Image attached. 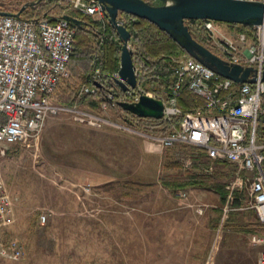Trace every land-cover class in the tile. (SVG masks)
Masks as SVG:
<instances>
[{"label":"rangeland","instance_id":"obj_1","mask_svg":"<svg viewBox=\"0 0 264 264\" xmlns=\"http://www.w3.org/2000/svg\"><path fill=\"white\" fill-rule=\"evenodd\" d=\"M36 1L0 0V10L15 13L13 11H19L23 5ZM217 25L221 34L230 39L235 37V33L224 23ZM69 74L68 70L62 80L68 79ZM101 112L103 119L137 130L128 123L118 121L117 114L105 107ZM116 126L103 124L91 127L76 123L62 114L48 120L35 142L7 147L0 145V181L12 200V222L0 229V264L165 263L170 258L151 257V245L157 246L153 236L157 234L182 236L184 241L172 243L170 251H174L173 246L182 245L183 249H179L178 253L197 255L201 254L202 248L206 256H212L211 261L214 256L217 260L222 254L232 259L237 257V264H252L249 251L254 243L251 239L253 236L260 237L245 227L252 221L247 209L254 210L249 194L252 174L238 165L213 160L204 150H201L203 155L191 158L186 147L184 150H165L156 143L164 158L156 180L152 175L145 176L143 172L134 174L125 168L117 169V166L115 170H109L110 177L100 179L93 172L86 171L90 163H86L85 157L78 155L76 159L71 150L74 144L77 146L80 142L84 148V139H76L79 131L87 135V132L108 128L144 137ZM222 162L230 166L225 170L228 172L224 186L226 200L222 201L219 194L211 191L219 197L216 205L195 196L190 198L189 193L182 189L170 190L162 183L165 176H217L216 168ZM189 181L186 178L183 182ZM155 186L167 191L169 197L182 207L181 210L150 209V201L159 196ZM187 188L207 190L194 186ZM179 191H184L186 198H180L177 195ZM234 198H239V205L231 204ZM198 207L202 208L201 213ZM208 210L215 211L211 214ZM41 215L46 216L43 224L40 223ZM205 215L217 219L214 227L208 230L200 224ZM260 224L264 226V223ZM230 236L237 237L238 243L230 242ZM12 243H17L20 256L14 253ZM158 244L166 249V243ZM262 249L256 254L255 264H258Z\"/></svg>","mask_w":264,"mask_h":264},{"label":"built area","instance_id":"obj_2","mask_svg":"<svg viewBox=\"0 0 264 264\" xmlns=\"http://www.w3.org/2000/svg\"><path fill=\"white\" fill-rule=\"evenodd\" d=\"M71 9L92 17L104 27L107 22L101 4L96 0H60ZM257 1L264 0H239ZM118 14L117 22L125 25L128 20ZM213 21H203L202 28L208 34L207 44L214 54L230 64L256 69L254 84H235L223 79L190 56H183L175 70L172 94L165 99L160 95L136 88L122 92L119 100L136 103L142 95L161 100L163 119L181 115L176 105V95L184 87L204 102L210 114H185L179 129L166 134H145L133 131L125 125L81 109L54 104L52 95L67 75V64L73 50L75 26L63 18L55 21L43 18L37 23L15 17L0 16V145L7 147L37 141L52 117L66 114L76 123L91 127L103 124L117 125L127 131L147 137L162 149L178 145L193 146L208 153L213 160L238 165L251 173L249 194L252 208L259 221L264 223V141L258 138L259 119L264 117V24L252 27L254 41H248L244 33L226 37ZM136 77L138 71L135 68ZM118 72L103 73L94 69L91 87H83L81 93H94L101 80L115 82ZM138 82V78H137ZM237 85V86H234ZM116 94H109L114 99ZM147 135V136H146ZM4 151V150H2ZM180 198H186L179 191ZM12 200L0 181V229L12 222ZM199 213L202 208L198 207ZM46 216L41 215L40 223ZM252 243L262 245L258 264H264V237H252ZM17 256L21 255L17 243H12Z\"/></svg>","mask_w":264,"mask_h":264},{"label":"trees","instance_id":"obj_3","mask_svg":"<svg viewBox=\"0 0 264 264\" xmlns=\"http://www.w3.org/2000/svg\"><path fill=\"white\" fill-rule=\"evenodd\" d=\"M144 1L153 6L162 4L158 0ZM13 12L16 13L18 10ZM124 15L126 18H131L124 27L131 35L128 46L133 54L134 67L138 71L139 87L144 91L168 99L172 94L175 70L179 60L188 55L167 33L161 31L152 23L130 15ZM64 16H70L78 20L80 25L75 26L73 50L67 64L70 73L69 78L62 80L52 95L51 100L54 104L85 108L98 116H103L101 111L105 107L106 110L117 114L118 121L128 123L137 130L149 135L166 134L174 129H179L185 114H195L197 111H201L205 115L210 114L209 111L204 109V102L184 87L176 95V105L182 114L172 116L169 121L141 119L123 111L117 105L122 91L111 80L108 82L101 80L94 93L80 94L83 87L93 85L91 74L94 69H99L103 73L118 72L122 42L117 31L108 23V20L105 27H101L92 17L71 9L68 3L60 0H37L36 4L21 12L20 19L32 20L37 23L43 18L55 21ZM202 23L201 20L185 21L193 39L208 47V34L202 28ZM225 26L235 34L244 33L248 41H254L255 34L252 27L236 24H225ZM109 94H116V96L114 99H109ZM262 105L264 106V97ZM257 134L259 140L264 141V117L259 119ZM184 147L190 150L191 158L203 155L202 149L193 146L178 145L173 149L184 150ZM217 167L215 172L217 176L206 177L190 174L188 177L180 178L175 175L174 177L164 175L162 183L166 188L174 191L186 189L187 186L203 187L216 192L221 200L225 201L226 191L224 186L228 175L225 170L230 166L222 162ZM186 178L190 179L189 183L183 182L186 181ZM182 179L183 181L180 182ZM231 204L234 206L239 205V198H234Z\"/></svg>","mask_w":264,"mask_h":264},{"label":"water","instance_id":"obj_4","mask_svg":"<svg viewBox=\"0 0 264 264\" xmlns=\"http://www.w3.org/2000/svg\"><path fill=\"white\" fill-rule=\"evenodd\" d=\"M101 4L108 23L117 31L122 42L120 54L119 79L115 81L122 92L137 86L133 54L129 48L131 35L117 22L118 14H126L146 20L167 33L188 56L202 63L223 79L235 84H254L256 69L230 64L210 49L195 41L185 21H213L224 24L258 26L264 24V3L239 0H158L161 5L153 6L144 0H96ZM35 2L27 3L16 13L0 10L2 17L19 18L21 12ZM64 20L74 26L80 22L70 16ZM264 81V71L262 72ZM95 87L99 85L94 84ZM117 105L141 119H163L164 105L161 100L142 95L138 102H117Z\"/></svg>","mask_w":264,"mask_h":264},{"label":"crops","instance_id":"obj_5","mask_svg":"<svg viewBox=\"0 0 264 264\" xmlns=\"http://www.w3.org/2000/svg\"><path fill=\"white\" fill-rule=\"evenodd\" d=\"M48 122V121H47ZM44 130V129H43ZM83 137V138H82ZM77 140L84 139L85 143L84 148L81 147V142L76 146L72 147L71 150L73 154L76 155V159H78V155H82L86 159V163H90L87 167V172H93L96 177L100 179H107L109 176V170H115V166L117 169L125 168L131 171L132 173L143 172L145 176L152 175L157 179L161 162L164 160L163 153L161 148L151 141L150 139H146L144 137H140L137 135L127 134L125 132H117L111 131L108 128H104L103 130H94L90 131L87 135L83 131H79L76 136ZM73 142V141H72ZM85 149V150H84ZM167 150V149H165ZM169 150V149H168ZM84 151V152H83ZM81 159V158H80ZM77 169V168H76ZM133 175V174H132ZM131 176V175H130ZM121 177V176H118ZM104 182V181H103ZM108 182V181H107ZM155 185V183H153ZM159 188V189H158ZM155 191L159 193V196H156L155 199L150 201V209H157L160 211H180L182 207L175 202V200L171 199L167 194V191L160 189V187H154ZM185 192H188L190 198L194 196L200 198L202 201L212 203L216 205L219 203V197L211 191L199 189V188H190V189H182ZM216 206H214L215 208ZM249 210V211H248ZM215 210H208V212L214 213ZM248 213L251 214V223L246 225L251 229L253 233H257L260 237H264V226L260 224V221L257 218L256 212L254 210L247 209ZM206 215H209L207 213ZM200 220V224L205 228L214 227L217 219L213 216H206ZM189 222L194 223L195 221L190 220ZM160 225V223H157ZM259 226V227H258ZM180 235H154L153 241L157 243V246L151 245V257L155 258H170L165 263L154 262L157 264H237L239 260L237 257L232 259V257L228 255H220L218 259L212 256H206L205 249L202 250L201 254L197 253V255H185L178 253L179 249H183V246L174 247V251H170L172 243H180L184 240L181 239ZM230 242L234 241L238 243L237 237L230 236ZM171 242V243H170ZM158 243H166V249ZM193 246V245H192ZM263 246L258 244L250 245V255L253 260L252 264H255L256 254L258 250ZM206 248V247H205ZM155 249V251H154ZM163 252L165 255H163ZM172 258V261H171Z\"/></svg>","mask_w":264,"mask_h":264}]
</instances>
